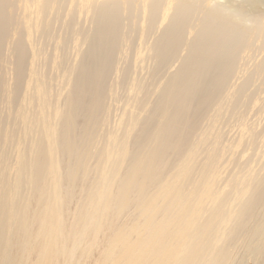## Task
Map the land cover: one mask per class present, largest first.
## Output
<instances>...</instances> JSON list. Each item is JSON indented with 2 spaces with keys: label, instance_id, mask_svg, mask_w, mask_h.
Masks as SVG:
<instances>
[{
  "label": "bare ground",
  "instance_id": "1",
  "mask_svg": "<svg viewBox=\"0 0 264 264\" xmlns=\"http://www.w3.org/2000/svg\"><path fill=\"white\" fill-rule=\"evenodd\" d=\"M0 264H264V4L0 0Z\"/></svg>",
  "mask_w": 264,
  "mask_h": 264
},
{
  "label": "water",
  "instance_id": "2",
  "mask_svg": "<svg viewBox=\"0 0 264 264\" xmlns=\"http://www.w3.org/2000/svg\"><path fill=\"white\" fill-rule=\"evenodd\" d=\"M225 1H227V0H225ZM251 1H252V0H245V4H247V3H251ZM254 1H259V2L264 3V0H254ZM219 2H224V0H219Z\"/></svg>",
  "mask_w": 264,
  "mask_h": 264
},
{
  "label": "rangeland",
  "instance_id": "3",
  "mask_svg": "<svg viewBox=\"0 0 264 264\" xmlns=\"http://www.w3.org/2000/svg\"><path fill=\"white\" fill-rule=\"evenodd\" d=\"M264 4V3H263Z\"/></svg>",
  "mask_w": 264,
  "mask_h": 264
}]
</instances>
